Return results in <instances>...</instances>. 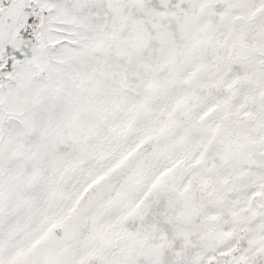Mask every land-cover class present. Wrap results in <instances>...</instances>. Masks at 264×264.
Here are the masks:
<instances>
[{"label": "snow or ice", "instance_id": "1", "mask_svg": "<svg viewBox=\"0 0 264 264\" xmlns=\"http://www.w3.org/2000/svg\"><path fill=\"white\" fill-rule=\"evenodd\" d=\"M0 264H264V0H0Z\"/></svg>", "mask_w": 264, "mask_h": 264}]
</instances>
